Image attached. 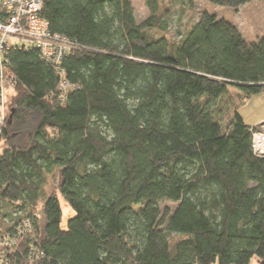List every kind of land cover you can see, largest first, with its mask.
Here are the masks:
<instances>
[{"label":"trees","instance_id":"obj_1","mask_svg":"<svg viewBox=\"0 0 264 264\" xmlns=\"http://www.w3.org/2000/svg\"><path fill=\"white\" fill-rule=\"evenodd\" d=\"M39 1L48 31L72 49L59 67L33 47L6 56V264H264L256 127L236 107L222 129L210 111L231 88L246 99L264 91V36L248 44L203 12L173 41L168 0H142V23L130 0ZM255 1L209 0L234 10ZM54 174L73 213L65 222L59 197L45 194ZM164 201L175 209L160 210Z\"/></svg>","mask_w":264,"mask_h":264},{"label":"rangeland","instance_id":"obj_2","mask_svg":"<svg viewBox=\"0 0 264 264\" xmlns=\"http://www.w3.org/2000/svg\"><path fill=\"white\" fill-rule=\"evenodd\" d=\"M130 2L133 6L137 23H142L149 16L144 2L142 0H130ZM165 4L169 6V14L162 22L166 24V36L173 41L179 40L180 35L184 34L197 21L199 14L203 12L215 16L219 21L233 25L248 44L257 43L264 36V0L255 1L237 10L213 6L209 0H193L191 3L187 0H168ZM157 34L160 35L161 33ZM3 94V100L0 103L4 105V114L6 116L7 107L9 109L11 96L13 95L11 87H7ZM230 94L231 96L220 99L210 106L214 120L222 129H225L234 109L237 107L236 111L242 116L244 121L256 127V134L264 135V91L248 99L244 98L242 93L233 88L230 89ZM207 102H209V99L206 97L198 101L202 106L206 105ZM253 141L254 138L252 136V148ZM59 182V177L56 174L50 176L45 186V194L53 193L59 197L65 222L73 216V213L59 196ZM165 207L174 210L176 204L168 201L159 204L160 210ZM179 238L180 236L173 235L171 239L175 241ZM250 264H258L257 259L253 258Z\"/></svg>","mask_w":264,"mask_h":264},{"label":"built area","instance_id":"obj_3","mask_svg":"<svg viewBox=\"0 0 264 264\" xmlns=\"http://www.w3.org/2000/svg\"><path fill=\"white\" fill-rule=\"evenodd\" d=\"M41 10L39 0H0V101L3 100L6 88L12 86V75L6 70L10 64L6 56L12 49L33 47L45 61L56 67L60 66L72 49V44L67 39L48 31V24L40 16ZM59 88L62 92L71 89L63 81ZM4 119V105L0 103V122ZM257 136L264 135L253 134V151L257 155H264L255 146ZM8 242L0 237V264H6L7 250L12 245Z\"/></svg>","mask_w":264,"mask_h":264},{"label":"bare ground","instance_id":"obj_4","mask_svg":"<svg viewBox=\"0 0 264 264\" xmlns=\"http://www.w3.org/2000/svg\"><path fill=\"white\" fill-rule=\"evenodd\" d=\"M255 146L264 153V136H257L255 139Z\"/></svg>","mask_w":264,"mask_h":264}]
</instances>
